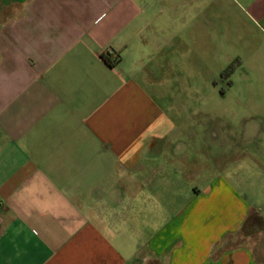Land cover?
Here are the masks:
<instances>
[{"label":"crops","instance_id":"0c3cea01","mask_svg":"<svg viewBox=\"0 0 264 264\" xmlns=\"http://www.w3.org/2000/svg\"><path fill=\"white\" fill-rule=\"evenodd\" d=\"M229 2L244 74H264V0ZM205 13L204 0H0V264H263L237 245L249 203L205 167L221 152L203 121L172 114Z\"/></svg>","mask_w":264,"mask_h":264},{"label":"rangeland","instance_id":"374dc122","mask_svg":"<svg viewBox=\"0 0 264 264\" xmlns=\"http://www.w3.org/2000/svg\"><path fill=\"white\" fill-rule=\"evenodd\" d=\"M204 5L203 56L196 59L190 49L189 74L172 80L171 100L174 107L183 108L172 114L190 122L203 121L199 134L205 150L221 152L212 160L206 156L205 167L212 174H224L233 198L249 203L251 218L236 231L237 245L254 249L253 256L264 264V74H244V20L233 12L229 0H219L218 5L204 0ZM230 21L237 28L235 49H230ZM178 84H182L179 93ZM228 212L222 204L221 225Z\"/></svg>","mask_w":264,"mask_h":264},{"label":"trees","instance_id":"16d2710c","mask_svg":"<svg viewBox=\"0 0 264 264\" xmlns=\"http://www.w3.org/2000/svg\"><path fill=\"white\" fill-rule=\"evenodd\" d=\"M104 58H105L107 61L109 60L106 56H104Z\"/></svg>","mask_w":264,"mask_h":264}]
</instances>
